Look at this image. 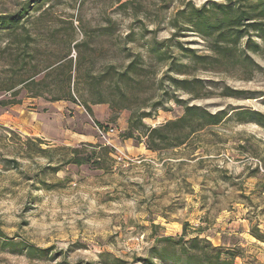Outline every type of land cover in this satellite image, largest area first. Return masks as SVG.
I'll return each instance as SVG.
<instances>
[{"label":"rangeland","instance_id":"rangeland-1","mask_svg":"<svg viewBox=\"0 0 264 264\" xmlns=\"http://www.w3.org/2000/svg\"><path fill=\"white\" fill-rule=\"evenodd\" d=\"M209 1L223 3L50 0L46 14L37 18L41 11L31 12L34 19L25 24L35 39L32 56L39 68L66 55L73 61L81 56L80 75H99L106 65L130 57L125 65L133 60L142 72L139 78L134 72L136 84L125 98L106 82L70 87L75 103L55 101L68 90L61 82L64 63L51 75L56 87L50 77L31 92L20 87L0 92V241L46 252L34 258L0 244V264H173L151 259L168 237L234 251L233 264H264V240L254 237L264 239V128L235 118L245 110L264 116V44L256 39L261 52L248 53L258 65L251 74L193 65L189 52L209 56L207 42L191 31L174 36L170 23L177 11ZM13 8L14 0H0V11ZM107 27L111 33L103 34ZM6 44L0 32V48ZM164 50L170 61L159 60ZM173 59L187 75L170 70ZM9 63L4 54L0 89ZM169 77L189 81L194 94L175 92ZM225 88L245 95L225 97ZM100 89L102 98L95 94ZM37 90L41 95L32 97ZM99 98L105 102L93 104ZM174 99L219 114L220 120L179 147L155 152L138 133L126 137L131 117L140 127L139 116L149 115L141 123L152 129L182 116ZM96 146L111 149L101 169L68 163L71 149L85 156L99 151ZM38 147L48 154L36 153ZM11 161L19 163L17 169ZM47 167L59 170L42 172ZM173 251L183 250L166 253L171 257Z\"/></svg>","mask_w":264,"mask_h":264},{"label":"trees","instance_id":"trees-1","mask_svg":"<svg viewBox=\"0 0 264 264\" xmlns=\"http://www.w3.org/2000/svg\"><path fill=\"white\" fill-rule=\"evenodd\" d=\"M49 1L14 0V8L12 10L0 11V32L4 33L7 38L5 47L0 48V58H3L4 54H6L10 60L8 71L6 72L8 73L7 77L1 84V87L3 85L4 88H1L0 92H9L17 87L31 92L33 87L34 89L45 87L46 80L53 77L51 75L56 73L60 67L65 66L64 77L61 82L64 83L68 90L64 96L54 97L55 101L65 100L75 103V98L70 93V87H78L83 83L88 84L89 87H103L106 82H110L111 87H115L117 92L121 89L122 91L120 90L118 94L121 98H125L127 89L134 87L136 79L140 76L139 72H142L133 60L125 65L126 60L130 57H123L119 63L106 65L99 75H93L89 72L80 75V70L84 63L81 56H77L75 61H73L66 55L54 64H49L42 68H39L34 63L32 44L35 43V39L31 36L25 23L30 18L34 19L30 17L33 11H41L37 18L46 14L43 8ZM170 24L175 32L174 36L175 34L191 31L207 42L208 51L210 52L209 56H197L194 52H189L193 65L201 66L203 71L222 68L228 70L232 68V70L251 74L258 69V65L248 53L258 55L261 52V47L256 43V39H259L264 44V0H223L222 4L209 1L200 9L189 5L177 11ZM70 29L73 31L72 23H70ZM106 33H111L110 27L103 30V34ZM69 36L71 41L73 38L71 35ZM243 42L244 45H242ZM80 45L82 46L83 43ZM80 45L75 44V47L79 48ZM180 49L181 53L187 50L183 49L182 46H180ZM127 50L126 47L121 49L122 52ZM151 51L157 52L154 49H150ZM159 56L160 61H170L173 58L169 57L167 50H164ZM63 63L64 65L61 66ZM183 68L185 67H178L174 59L170 64V70L175 71V74L179 76L187 75ZM135 71L138 74L137 78L133 76ZM73 72H75L74 75ZM42 73H44L42 77L37 79ZM52 81L55 85L54 87H56L58 84L56 77H53ZM168 81L175 92L181 90L189 95L194 94V88L190 87L191 83L189 81H180L173 77H169ZM224 92L223 96L225 97L238 98L242 94L245 95V93L228 88H225ZM11 93L14 94L16 91ZM95 94L102 98L103 90H97ZM40 95L39 90H37L32 94V97H39ZM103 102L105 101L99 98L93 104H103ZM175 102L183 107L182 116L152 129L145 128L141 123V120L146 116L149 117V115L139 116L138 123L140 127L134 124L133 117H131L128 131L125 134L126 137L130 139L134 133H138L137 138H144L146 149L155 152L163 148L168 149L171 146L179 147L185 144L190 136L197 131L202 130L205 126L216 125L220 120L219 114L212 115L198 106H188L187 103L178 99ZM1 104L6 105L8 103L1 102ZM158 104L160 103H155L154 107ZM87 111L90 112L89 107H87ZM235 118L240 124L255 123L264 128V116L258 112L251 110L239 111L236 113ZM95 148H99V151H93L90 155L85 156L80 154V150L71 149L70 153L72 156L68 163L77 166L90 165L95 166L96 169H101L105 157H108L111 149L102 146H96ZM36 150V153L48 154L47 151L39 149V147ZM11 165L13 169H17L19 163L11 161ZM58 170L57 168L47 167L42 172L50 171L55 173ZM254 237L258 240H264L258 234H255ZM159 242L163 249L157 251L159 253L151 257V259L166 260L167 262L172 260L173 264H182L181 262L183 264H233L234 251H226L221 247L214 248L207 243L201 244L197 239L184 242L183 239L175 241L168 237ZM185 243L188 244L187 248L184 246ZM0 244L3 249L9 248V250H16L17 252H23L24 250L30 257L40 259L46 257L44 250L33 246L19 245L6 239L1 240ZM179 246L183 250L182 255H176L173 251L172 256L169 257V253H166L167 250H174Z\"/></svg>","mask_w":264,"mask_h":264},{"label":"built area","instance_id":"built-area-1","mask_svg":"<svg viewBox=\"0 0 264 264\" xmlns=\"http://www.w3.org/2000/svg\"><path fill=\"white\" fill-rule=\"evenodd\" d=\"M101 133V131H99ZM106 134H108V132H106Z\"/></svg>","mask_w":264,"mask_h":264}]
</instances>
